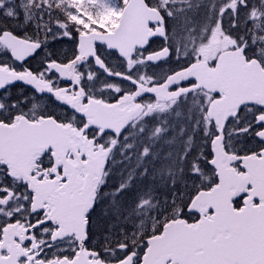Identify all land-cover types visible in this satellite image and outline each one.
Listing matches in <instances>:
<instances>
[{
	"label": "snow or ice",
	"instance_id": "obj_1",
	"mask_svg": "<svg viewBox=\"0 0 264 264\" xmlns=\"http://www.w3.org/2000/svg\"><path fill=\"white\" fill-rule=\"evenodd\" d=\"M0 56V264H264V0H0Z\"/></svg>",
	"mask_w": 264,
	"mask_h": 264
},
{
	"label": "flooded vegetation",
	"instance_id": "obj_2",
	"mask_svg": "<svg viewBox=\"0 0 264 264\" xmlns=\"http://www.w3.org/2000/svg\"><path fill=\"white\" fill-rule=\"evenodd\" d=\"M58 48L63 52V53H67V54H71L73 48H74V45H72L71 43H69L67 40L64 41L61 45H58ZM98 49L101 50V51H105L106 53L107 52H110V51H113V50H107L106 49V46H103V45H100L98 44ZM39 59V58H37ZM112 59V62L113 63H119V61L116 59V56L113 55L111 57ZM22 63V62H16L17 64V67H19V64ZM36 64V61H30L29 62V66H34ZM167 66L165 65H160L159 68H154L152 69V71H156V72H161V69H164L166 70ZM100 74H101V80L105 79L106 76L102 73V70H100ZM70 82L68 81H62L61 82V86H68ZM127 86V85H126ZM25 86L24 85H21V84H17L15 88H11L9 91L12 92V93H17L19 92L21 89H24ZM29 88V87H28ZM30 89V88H29ZM107 95H110L109 93H106V96ZM57 111H60V109L58 108ZM100 237L97 236V237H94V240L93 242L96 243L97 241H99ZM67 246L66 245H61V248H66ZM97 251H99V248L96 249ZM65 254H70L69 252H66Z\"/></svg>",
	"mask_w": 264,
	"mask_h": 264
},
{
	"label": "rangeland",
	"instance_id": "obj_3",
	"mask_svg": "<svg viewBox=\"0 0 264 264\" xmlns=\"http://www.w3.org/2000/svg\"><path fill=\"white\" fill-rule=\"evenodd\" d=\"M0 59H1V60H4V56H1Z\"/></svg>",
	"mask_w": 264,
	"mask_h": 264
}]
</instances>
